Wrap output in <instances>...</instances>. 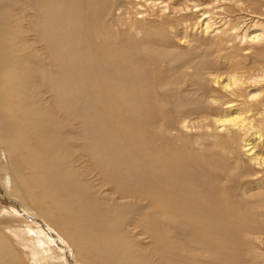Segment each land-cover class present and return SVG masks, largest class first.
<instances>
[{"label":"bare ground","instance_id":"obj_1","mask_svg":"<svg viewBox=\"0 0 264 264\" xmlns=\"http://www.w3.org/2000/svg\"><path fill=\"white\" fill-rule=\"evenodd\" d=\"M263 188L264 0H0V264H264Z\"/></svg>","mask_w":264,"mask_h":264},{"label":"rangeland","instance_id":"obj_2","mask_svg":"<svg viewBox=\"0 0 264 264\" xmlns=\"http://www.w3.org/2000/svg\"><path fill=\"white\" fill-rule=\"evenodd\" d=\"M205 39H206V38H203V40H202V38H201V42H203V44H205V43H204ZM206 40H207V39H206ZM205 42H206V41H205ZM208 43H209V41L207 40V44H205V47H206V48H208V46H207ZM215 73H216V74H222V71H221V72H220V71H217V72H215ZM156 130L158 131L157 128H156ZM262 190L264 191V188H263ZM259 236H260V235H259ZM244 246H245V245H244ZM244 246H243V248H240V249H241L240 251L243 252V253L245 252L246 247H247V246H245V248H244Z\"/></svg>","mask_w":264,"mask_h":264}]
</instances>
